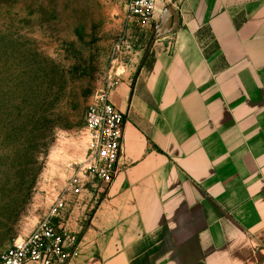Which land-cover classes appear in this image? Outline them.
Instances as JSON below:
<instances>
[{"label":"crops","instance_id":"obj_1","mask_svg":"<svg viewBox=\"0 0 264 264\" xmlns=\"http://www.w3.org/2000/svg\"><path fill=\"white\" fill-rule=\"evenodd\" d=\"M176 5L110 94L127 118L122 168L73 212L68 264H264V0Z\"/></svg>","mask_w":264,"mask_h":264},{"label":"rangeland","instance_id":"obj_2","mask_svg":"<svg viewBox=\"0 0 264 264\" xmlns=\"http://www.w3.org/2000/svg\"><path fill=\"white\" fill-rule=\"evenodd\" d=\"M123 7L0 0V250L38 226L83 161L84 116L108 78L135 81L161 46V21L129 22Z\"/></svg>","mask_w":264,"mask_h":264},{"label":"built area","instance_id":"obj_3","mask_svg":"<svg viewBox=\"0 0 264 264\" xmlns=\"http://www.w3.org/2000/svg\"><path fill=\"white\" fill-rule=\"evenodd\" d=\"M177 0H124L123 17L147 25L157 8L176 11ZM119 75L108 78L84 116L81 131L84 158L72 169L65 187L51 201L38 226L26 237L0 250V264H68L78 253L81 221L73 224L72 214L82 204L105 195L121 171L120 158L125 139L126 114L110 100Z\"/></svg>","mask_w":264,"mask_h":264},{"label":"water","instance_id":"obj_4","mask_svg":"<svg viewBox=\"0 0 264 264\" xmlns=\"http://www.w3.org/2000/svg\"><path fill=\"white\" fill-rule=\"evenodd\" d=\"M177 22V13L174 9L168 8L165 13V21L163 28L160 30V34L164 35L172 31L173 29L170 27L171 23L176 24Z\"/></svg>","mask_w":264,"mask_h":264}]
</instances>
